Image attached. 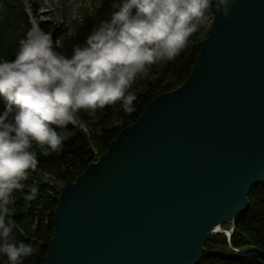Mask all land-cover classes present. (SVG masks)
I'll return each instance as SVG.
<instances>
[{
    "label": "water",
    "instance_id": "1",
    "mask_svg": "<svg viewBox=\"0 0 264 264\" xmlns=\"http://www.w3.org/2000/svg\"><path fill=\"white\" fill-rule=\"evenodd\" d=\"M264 185V0L215 13L186 81L64 185L44 264H199Z\"/></svg>",
    "mask_w": 264,
    "mask_h": 264
},
{
    "label": "clouds",
    "instance_id": "2",
    "mask_svg": "<svg viewBox=\"0 0 264 264\" xmlns=\"http://www.w3.org/2000/svg\"><path fill=\"white\" fill-rule=\"evenodd\" d=\"M230 0H113L111 13L74 46L58 52L52 37L35 20L19 43L15 58L0 61V254L8 264H23L35 251L9 239L14 222L7 216L12 193L39 164L38 153L63 150L69 124L81 113L95 117L117 104L135 111L134 85L154 65L175 60L191 37L206 28L209 13L228 15ZM59 129L60 131H58ZM39 193L30 186L26 199Z\"/></svg>",
    "mask_w": 264,
    "mask_h": 264
},
{
    "label": "trees",
    "instance_id": "3",
    "mask_svg": "<svg viewBox=\"0 0 264 264\" xmlns=\"http://www.w3.org/2000/svg\"><path fill=\"white\" fill-rule=\"evenodd\" d=\"M112 2L93 0L90 7L81 6L78 15L69 23H56L38 17L40 8L36 0H0V61L15 58L19 43L25 38L33 20L51 35L58 52L70 56L73 47L82 45L92 28L108 18L113 11ZM215 13L213 6L208 26L191 37L189 46L180 56L173 61L154 65L148 77L137 81L134 85L137 95L135 111L127 113L117 104L98 111L95 117L81 113L77 126H67L68 139L61 152L49 156L38 153V167L29 173L23 190L13 191L12 202L7 205L6 214L14 222L9 239L17 244H30L35 249L32 255L23 258V264H44L53 235L52 216L61 188L75 181L92 161L104 154L109 143L124 127L139 118L150 100L186 81ZM4 104L0 97V112ZM32 185L38 186L39 193L36 199L28 200L26 195ZM247 198V210L233 224L221 226L225 230L231 228L229 239L223 233H212L206 237L199 264H264V185L252 188ZM0 212H3V208H0ZM237 252H253L256 255L242 256ZM0 264H8L2 254Z\"/></svg>",
    "mask_w": 264,
    "mask_h": 264
},
{
    "label": "rangeland",
    "instance_id": "4",
    "mask_svg": "<svg viewBox=\"0 0 264 264\" xmlns=\"http://www.w3.org/2000/svg\"><path fill=\"white\" fill-rule=\"evenodd\" d=\"M29 1V0H25ZM93 0H36L40 10L38 12V17L42 20H52L56 23L67 22L69 23L78 15V10L82 6L90 7ZM232 224V223H230ZM215 230V229H214ZM231 228L228 230H221L224 235L231 232ZM231 235V233H230ZM236 252V251H235ZM239 253L242 256H253L255 253Z\"/></svg>",
    "mask_w": 264,
    "mask_h": 264
},
{
    "label": "bare ground",
    "instance_id": "5",
    "mask_svg": "<svg viewBox=\"0 0 264 264\" xmlns=\"http://www.w3.org/2000/svg\"><path fill=\"white\" fill-rule=\"evenodd\" d=\"M221 230H223L221 227H217V228H215V230H213L212 233H218V232L221 231ZM212 233H211V234H212ZM220 233H222V232H220ZM230 233H231V232H230ZM230 233H229V234L227 233V236H226V237H227L228 239H229ZM225 235H226V234H225ZM238 254H239V253H238Z\"/></svg>",
    "mask_w": 264,
    "mask_h": 264
},
{
    "label": "built area",
    "instance_id": "6",
    "mask_svg": "<svg viewBox=\"0 0 264 264\" xmlns=\"http://www.w3.org/2000/svg\"><path fill=\"white\" fill-rule=\"evenodd\" d=\"M228 239V238H227ZM238 254V253H237Z\"/></svg>",
    "mask_w": 264,
    "mask_h": 264
}]
</instances>
